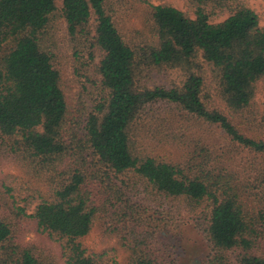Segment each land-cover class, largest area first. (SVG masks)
I'll list each match as a JSON object with an SVG mask.
<instances>
[{"label":"trees","instance_id":"obj_1","mask_svg":"<svg viewBox=\"0 0 264 264\" xmlns=\"http://www.w3.org/2000/svg\"><path fill=\"white\" fill-rule=\"evenodd\" d=\"M115 1L0 0V264H180L183 213L200 210L205 264H264V165L249 172L264 113L263 135L246 127L264 82L260 16L249 0H188L195 18L133 0L149 8L129 41ZM61 21L75 60L101 53L75 132ZM211 132L241 149L243 170L211 150ZM96 230L117 239L113 253L86 246Z\"/></svg>","mask_w":264,"mask_h":264},{"label":"rangeland","instance_id":"obj_2","mask_svg":"<svg viewBox=\"0 0 264 264\" xmlns=\"http://www.w3.org/2000/svg\"><path fill=\"white\" fill-rule=\"evenodd\" d=\"M154 5L159 3H167L182 12L189 14L191 18H195L188 0H150ZM116 7V22L120 28L121 33L129 41H135L136 31L142 30L145 27L147 18L146 4L138 3L133 0H116L114 2ZM249 5L258 13L261 18V24L264 26V0H249ZM224 18L217 20L222 21ZM58 38L60 42V55L63 58V83L66 95L70 104V127L73 132L83 126L85 117L88 112L92 110L93 103L97 98L99 91V74L96 69V65L101 60V53L95 52L96 60L95 64L88 63L89 54L81 56L80 62L74 59V47H71L69 36L67 34L66 24L61 21L58 25ZM85 66H83V64ZM88 64H90L88 66ZM171 72V71H170ZM154 73L152 77V84H169L171 81L177 80L179 73L174 71L171 73ZM256 112L255 118L251 119V123L247 124V128L251 129L250 135L261 136V119L264 113V82L260 84L259 91L256 99ZM264 130V129H263ZM209 145L213 152H226L227 163L231 166V169L239 168L238 164L242 159V151L236 146L227 149V139L221 134L211 132L208 137ZM225 155V154H224ZM223 155V156H224ZM248 157V154H245ZM253 169L254 171L258 167L264 165V159L254 158ZM251 169V167H250ZM261 169V168H260ZM243 170V169H242ZM258 171V170H257ZM257 171L252 172L255 174ZM4 174H12L23 178L22 170L12 164H8L4 167ZM184 222L178 229L181 239L180 249V264H205L207 255L209 254V247L202 231V227L205 225V217L202 215V211H198L196 214H188L186 211L183 213ZM38 241V236L33 232L28 233L26 241ZM86 246L93 251H109L117 246V239L111 236L104 235L101 231L96 230L86 240ZM113 253V252H112ZM123 256L121 257L122 260ZM125 264V260L123 262Z\"/></svg>","mask_w":264,"mask_h":264}]
</instances>
